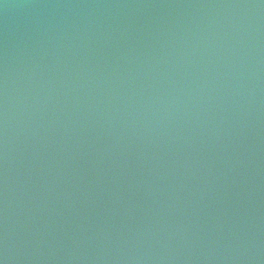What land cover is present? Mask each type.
Returning a JSON list of instances; mask_svg holds the SVG:
<instances>
[{
    "label": "clouds",
    "instance_id": "9594fccd",
    "mask_svg": "<svg viewBox=\"0 0 264 264\" xmlns=\"http://www.w3.org/2000/svg\"><path fill=\"white\" fill-rule=\"evenodd\" d=\"M264 0H0V264H264Z\"/></svg>",
    "mask_w": 264,
    "mask_h": 264
},
{
    "label": "water",
    "instance_id": "95a60500",
    "mask_svg": "<svg viewBox=\"0 0 264 264\" xmlns=\"http://www.w3.org/2000/svg\"><path fill=\"white\" fill-rule=\"evenodd\" d=\"M262 144H264V130H262ZM260 190L257 198V208L259 216L261 219L262 227H264V152H262L261 157V177H260ZM262 238H264V233H262Z\"/></svg>",
    "mask_w": 264,
    "mask_h": 264
}]
</instances>
